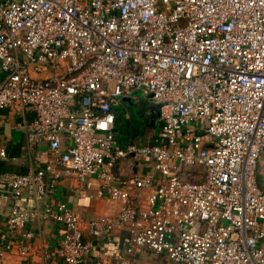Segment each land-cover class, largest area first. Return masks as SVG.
Masks as SVG:
<instances>
[{
	"label": "built area",
	"instance_id": "obj_1",
	"mask_svg": "<svg viewBox=\"0 0 264 264\" xmlns=\"http://www.w3.org/2000/svg\"><path fill=\"white\" fill-rule=\"evenodd\" d=\"M142 86L159 142L124 148L116 107L139 103ZM12 107L32 113L26 140L43 165L0 174L14 201L0 264L16 240L29 255L27 225L42 220L66 229L45 264H83L114 228L129 233L121 264L140 247L176 264H264V0H0V111ZM127 156L152 160L154 171L134 178L144 197L115 174ZM67 177L98 180L122 201L119 214L85 221L61 199L40 206ZM23 197L37 203L20 206Z\"/></svg>",
	"mask_w": 264,
	"mask_h": 264
},
{
	"label": "crops",
	"instance_id": "obj_2",
	"mask_svg": "<svg viewBox=\"0 0 264 264\" xmlns=\"http://www.w3.org/2000/svg\"><path fill=\"white\" fill-rule=\"evenodd\" d=\"M124 100V99H123ZM122 100V101H123ZM122 103V102H121ZM140 103V102H139ZM12 108L0 111V137L2 138V144L10 150L21 148L24 150L23 154L18 157L11 158L8 154L7 159L0 158L4 161L12 163L16 170H22L24 167H38L43 165V158L39 154V148L30 146L27 144L26 131L29 123L31 122L33 115L31 112L25 114H15L11 117L10 112ZM117 115H124V119L131 122L128 129L120 130L122 126L121 121L116 123V135L120 146L126 148L130 143L143 145L158 141V132L161 127L160 117L156 120V125L151 127L148 125L144 132L138 133L141 125L140 121L134 122L133 115L129 111L121 113L116 107ZM153 111L150 108L144 111V117L152 118ZM140 118H143L140 116ZM139 120V119H138ZM144 120V119H143ZM21 124V125H19ZM121 124V126L119 125ZM264 151L261 153L258 165H257V182L259 188L264 190L262 176L258 171L260 167ZM154 171V166L151 159H144L143 161H137L133 157H122L118 160L115 168V174L124 182V187L129 188L136 195L141 192L144 197V191L135 187L134 178L136 176H144ZM202 170L200 168H187L186 172L198 173ZM15 172L17 171H8ZM190 173V174H191ZM189 175V174H188ZM158 180L163 178L157 173ZM190 175L188 176V178ZM5 191H0V230L3 228L4 217H6L14 201ZM65 201L75 211L81 213L85 221L101 218L105 216H117L120 212L122 201H115L110 198L106 190L101 186L98 180L94 181V185L87 187L79 182L76 177H67L62 179L55 191L52 194L44 196L38 201L40 206H43L49 200ZM37 202L34 199L23 197L17 204L23 207H33ZM27 229L33 232V237L27 240L31 247L29 255L23 257L18 250L19 240L15 241V248L13 251L7 253L2 259L1 264H29L36 260L45 264V259L42 257L44 251H56L59 247L60 240L65 235L66 229L60 223H55L48 220L37 221L27 225ZM86 240L93 239L92 235L85 229ZM128 229L114 228L110 235L95 239L94 246L88 251L86 261L83 264H121L118 259L119 254L126 253L125 239L128 236ZM129 257L132 258L131 264H176L173 263L166 254H157L154 251L140 247Z\"/></svg>",
	"mask_w": 264,
	"mask_h": 264
},
{
	"label": "rangeland",
	"instance_id": "obj_3",
	"mask_svg": "<svg viewBox=\"0 0 264 264\" xmlns=\"http://www.w3.org/2000/svg\"><path fill=\"white\" fill-rule=\"evenodd\" d=\"M136 97H139L141 100H140V103H136L134 101V99L130 96H126L124 98V100L122 101V103H120L118 106H117V109L123 113L124 111H129L131 112V114L133 115V119H134V122H141L142 119L140 118V109H142L143 111H146L148 110L152 103H153V99H149L148 98V93L146 92V90H138L136 92ZM20 112H18L15 107H12V110L10 112V115L11 117H14L15 114H19ZM124 116V115H123ZM142 117V116H141ZM139 119V120H138ZM127 119H123L121 120V124L123 126V124H127ZM120 130H122V127L120 128ZM192 170L194 168H191ZM258 171L259 173L261 174L262 176V180H263V185H264V156L262 157V161H261V164H260V167L258 168Z\"/></svg>",
	"mask_w": 264,
	"mask_h": 264
},
{
	"label": "trees",
	"instance_id": "obj_4",
	"mask_svg": "<svg viewBox=\"0 0 264 264\" xmlns=\"http://www.w3.org/2000/svg\"><path fill=\"white\" fill-rule=\"evenodd\" d=\"M143 112L144 111L142 109H140L139 113L143 114ZM124 118L125 117L123 115H121V114L117 115L116 116V123L121 121V120H123ZM146 118L150 119V117H146ZM141 119H142V121L140 122L141 128H140V130L137 131L138 133H140V131L144 132L145 129H146L145 127L147 126L145 120H143V118H141ZM127 121H128L127 124L124 123L123 126H121V124H119L122 127V130H124L125 128L126 129L129 128L131 122L129 120H127ZM157 142L158 141L154 140V142L151 141L150 143H146V144H155ZM23 151L24 150L21 151V148L19 146H18V148H15V149H12V150H10L8 148V154L10 155L11 158L21 156L24 153ZM8 171H17L19 173H26V172L29 171V168L28 167H24V168H22V170H16L12 163H9L7 161H4V160L0 159V174H2L4 172H8Z\"/></svg>",
	"mask_w": 264,
	"mask_h": 264
},
{
	"label": "flooded vegetation",
	"instance_id": "obj_5",
	"mask_svg": "<svg viewBox=\"0 0 264 264\" xmlns=\"http://www.w3.org/2000/svg\"><path fill=\"white\" fill-rule=\"evenodd\" d=\"M151 109H152V111H154L153 113H156L157 110H158V108H157V106L154 104V102L152 103V105H151V107H150V110H151ZM140 115H141V116L143 117V119L145 120L147 126L149 125V126L151 127V126H152L151 118H150V119L145 118V117H144V112H143V114H140Z\"/></svg>",
	"mask_w": 264,
	"mask_h": 264
},
{
	"label": "water",
	"instance_id": "obj_6",
	"mask_svg": "<svg viewBox=\"0 0 264 264\" xmlns=\"http://www.w3.org/2000/svg\"><path fill=\"white\" fill-rule=\"evenodd\" d=\"M141 89H145V87L144 86H142L141 87ZM148 98L149 99H152V94H149L148 95ZM154 112V111H153ZM159 117V112L157 111L156 113H153V115H152V118H151V123H152V125H156V120H157V118Z\"/></svg>",
	"mask_w": 264,
	"mask_h": 264
}]
</instances>
